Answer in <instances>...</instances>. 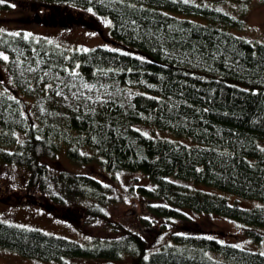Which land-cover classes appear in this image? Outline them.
Wrapping results in <instances>:
<instances>
[{"label":"trees","instance_id":"1","mask_svg":"<svg viewBox=\"0 0 264 264\" xmlns=\"http://www.w3.org/2000/svg\"><path fill=\"white\" fill-rule=\"evenodd\" d=\"M7 1L0 0V8H9ZM24 1L49 7L41 19L63 26L90 27L94 12L108 14L118 47L68 50L24 30L0 31V51L18 91L0 90V161L23 167L28 186L44 193L43 204L53 212L52 202L86 199L85 222L106 220L104 206L116 201L114 181L106 177L141 172L150 181L137 188L145 226L185 217L188 209L236 219L249 225L242 227L245 235L264 241V233L250 227L264 226V41L220 27L243 23L204 3L221 0ZM141 124L188 136L193 144L147 135ZM61 147L80 163L101 157L107 174L52 171L45 160ZM211 187L263 203L231 204ZM112 229L113 236L91 237L86 245L0 220V246L40 259L127 254L131 264H264V253L194 226L182 224L154 249L139 231Z\"/></svg>","mask_w":264,"mask_h":264},{"label":"rangeland","instance_id":"2","mask_svg":"<svg viewBox=\"0 0 264 264\" xmlns=\"http://www.w3.org/2000/svg\"><path fill=\"white\" fill-rule=\"evenodd\" d=\"M200 3V0H189ZM9 8H0V31L2 30H24L27 34L34 36H45L49 40L67 48L86 49L94 45H106L118 47L117 42L111 36L112 20L108 14L94 12L91 16L93 25L90 27L75 23L71 26H63L52 23L49 19L43 21L42 15H49L50 8L36 4L31 7L24 0H8ZM219 7L232 16L242 20V26L238 24H218L245 38L264 41V0H221L217 5L213 2H204ZM203 3V4H204ZM39 18H35V14ZM191 19L201 22L205 18L184 13ZM41 19V20H40ZM7 57L0 51V90L7 88L14 94H18L14 87L9 71L7 69ZM27 102L26 110H30V102ZM138 129L147 135L158 138L175 139L186 144H193L188 136H178L175 133L156 127L152 124H141ZM93 148H91L92 150ZM91 153L90 150H88ZM100 158H93L89 162H77L66 154V148L58 150L56 157L46 159L45 163L52 171L67 168L74 172L99 171L107 174L100 162ZM98 162V163H97ZM114 181L111 195L116 201L104 206L106 220L97 219L93 222H85L82 214L83 207L87 205L86 199H70L65 203H53L52 209L46 206V197L37 188L29 187L27 184L28 173L23 167L13 163L0 161V220L22 225L26 227L39 228L48 233H53L74 239L82 244L90 245L91 237L113 236L112 224H118L129 230L139 231L145 236L149 249L158 248L170 237L171 231L182 230V224L187 227L194 226L206 232L214 233L215 236L226 242L243 246L251 250L264 253V241H258L245 235L242 227L246 225L236 219L221 216L209 212H195L182 210L185 217H173L165 224L156 220L150 226H145L140 221L144 213V196L138 191L140 185H150L148 178L141 172L119 171L106 177V181ZM222 194L229 203L242 207H254L263 201L257 198L243 197L223 189L209 188ZM38 201V202H36ZM45 203V204H43ZM58 213V214H56ZM65 215L78 216L70 220ZM72 219V218H71ZM109 221V225L108 221ZM190 225V226H189ZM255 227L264 233V226ZM132 257L125 254L121 258L97 259L79 255L64 256L61 259H40L27 257L19 252L0 246V264H131Z\"/></svg>","mask_w":264,"mask_h":264},{"label":"snow or ice","instance_id":"3","mask_svg":"<svg viewBox=\"0 0 264 264\" xmlns=\"http://www.w3.org/2000/svg\"><path fill=\"white\" fill-rule=\"evenodd\" d=\"M5 59H7V57H4Z\"/></svg>","mask_w":264,"mask_h":264}]
</instances>
